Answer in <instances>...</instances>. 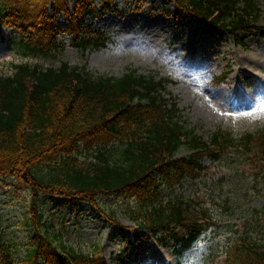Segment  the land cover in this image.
<instances>
[{
	"label": "trees",
	"instance_id": "1",
	"mask_svg": "<svg viewBox=\"0 0 264 264\" xmlns=\"http://www.w3.org/2000/svg\"><path fill=\"white\" fill-rule=\"evenodd\" d=\"M95 1L101 9L109 3L73 0L69 11V0H0V26L20 32L21 55L48 56L63 46L56 41L62 32L55 17L65 14L72 47H99L103 36L86 24L98 11ZM167 1L203 22L208 34L219 29L235 41L254 31L264 35V26L257 24L261 9L256 0ZM224 75L211 80L220 83ZM174 83L136 68L117 77L94 76L66 62L45 68L17 63L11 74L0 73V178L14 179L29 193L24 225L32 232L22 258L0 236V264H104L98 246L91 253L76 251L53 233L41 196L84 201L115 226L118 220L102 210L98 198H131L139 233L170 245L179 255L213 225L202 201L181 190L185 181L196 183L207 171L203 159L215 162L235 152L262 177L264 128L238 139L216 130L207 141L183 120L176 97L167 89ZM247 84L254 82L247 77ZM103 140L119 146L103 145L94 158H78L80 144L92 149ZM182 148L188 154L177 156ZM162 184L171 193L165 195ZM224 255L227 264H264V243L244 231Z\"/></svg>",
	"mask_w": 264,
	"mask_h": 264
},
{
	"label": "rangeland",
	"instance_id": "2",
	"mask_svg": "<svg viewBox=\"0 0 264 264\" xmlns=\"http://www.w3.org/2000/svg\"><path fill=\"white\" fill-rule=\"evenodd\" d=\"M256 1L261 9L257 24L264 26V0ZM102 7L98 4V11L86 21L103 36L99 47H72L67 33L70 19L65 14L55 17V26L62 32L56 41L63 46L48 56L21 55L20 32L0 26V73L11 74L17 63L45 68L61 62L85 68L94 76L117 77L132 68L156 72L175 81L167 89L176 97L187 127H194L205 140L216 130L238 139L264 128V35L254 31L235 41L219 29L208 34L203 22L167 0H109ZM72 8L73 0H69V11ZM223 73L220 83L212 82L213 76ZM247 77L253 80L252 86ZM103 145L107 149L119 146L105 140L94 143L92 149L80 144L77 156L92 159ZM185 154L184 148L177 152V156ZM202 163L208 165L204 175L196 183L185 181L181 190L188 198L202 201L213 225L179 255L170 245L139 233L131 198H98L99 206L119 226L109 225L84 201L41 196L39 203L54 234L76 251L91 253L98 246L104 264H227V246L244 231L264 243V173L255 176L253 165L235 152L215 162L205 158ZM162 192L171 193L165 184ZM28 200L29 193L17 181L0 178V236L16 258H22L30 244L32 232L24 225Z\"/></svg>",
	"mask_w": 264,
	"mask_h": 264
},
{
	"label": "snow or ice",
	"instance_id": "3",
	"mask_svg": "<svg viewBox=\"0 0 264 264\" xmlns=\"http://www.w3.org/2000/svg\"><path fill=\"white\" fill-rule=\"evenodd\" d=\"M261 106L264 107V101L261 102Z\"/></svg>",
	"mask_w": 264,
	"mask_h": 264
}]
</instances>
